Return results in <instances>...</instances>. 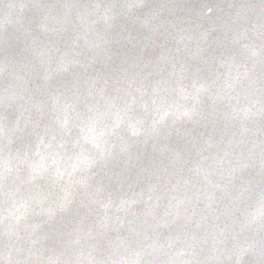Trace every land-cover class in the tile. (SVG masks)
<instances>
[{"label":"water","instance_id":"95a60500","mask_svg":"<svg viewBox=\"0 0 264 264\" xmlns=\"http://www.w3.org/2000/svg\"><path fill=\"white\" fill-rule=\"evenodd\" d=\"M0 264H264V0H0Z\"/></svg>","mask_w":264,"mask_h":264}]
</instances>
